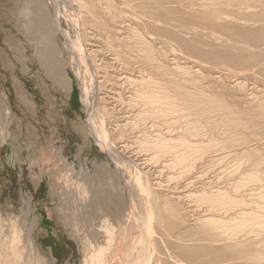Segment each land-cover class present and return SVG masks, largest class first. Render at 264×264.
Listing matches in <instances>:
<instances>
[{
    "label": "bare ground",
    "instance_id": "bare-ground-1",
    "mask_svg": "<svg viewBox=\"0 0 264 264\" xmlns=\"http://www.w3.org/2000/svg\"><path fill=\"white\" fill-rule=\"evenodd\" d=\"M34 1L36 8L40 7L39 0ZM67 1L78 8V11L75 10V16L70 15L74 16L75 32L73 37L68 35L71 37V44L66 50L69 52L73 69L83 81V99L88 109L93 108L94 119L96 117L95 124L90 121L89 132L91 136L97 138L113 159L121 161V163L115 161L118 163L117 168H112L107 161L98 163L99 168L97 167L110 178V187L107 186L109 190L112 189L111 185L117 184L118 188L115 191L104 189L107 188L105 186L108 183L105 178V185L99 178L100 183L104 185L101 187L99 182L95 185L91 180L92 175L90 179L83 176L82 172L88 171L86 167H82V172L78 171V173L76 171L73 173L72 167V173L77 175L72 178V173H69L71 178L64 180L67 187L62 183L67 188L65 192L69 191L65 194L64 189L62 190L65 195H68L63 196L69 197L71 201L69 203L66 199L69 205L72 203V206L78 205L82 208L80 217L73 218L72 214L70 216L66 213L64 219L67 225L73 227L72 230L81 242L84 250L83 263L138 264L141 261V264H199L198 262L202 260L203 264H264V182L258 193L249 191L247 188L251 182L264 180L262 171L255 164L252 169H246L237 181L230 183V187L223 188L218 185L211 189L203 186L198 191L185 187L170 191L171 195L165 196L164 191L161 190L164 188L165 181L163 184L161 181L154 182L155 177L149 178L138 164L139 167L134 163V167L126 168L125 157L117 150L116 144L107 138L110 131V129L107 131V126L116 128L112 136L115 140L119 138L120 141L125 139L127 141V135L134 133L132 142L139 149L152 152V158L147 161L157 159L163 154H170L172 156L170 167L183 165L185 173L192 171L199 158L206 159L207 164H214L226 157L239 156L240 154L231 151L219 152L223 150L219 149L223 147L219 146L222 144L219 137L211 138L206 143L204 139L197 137L202 133L203 116L201 114L206 115L209 126L218 125L222 131L231 132L236 128H245L251 118L260 120L264 117V104L251 113L245 114L239 112L225 99L224 95L207 94L199 89V85L188 87L185 84L187 77L184 76L186 72L192 70L185 65L191 63L192 67L197 68L195 72L193 71L194 73L208 75L202 71L209 69V61L205 59L221 57L225 55L227 48L207 51L198 43L197 39L205 34L199 27H186L185 32L191 36H184L173 28L164 27L162 23L154 19L171 24L176 19L180 21L181 18H184L185 23L186 19L191 17L199 25L210 26L212 31L209 36L212 38L215 32L230 35L232 40L221 42L229 46L231 53L239 55L237 58L245 66L255 68L261 74L260 76L264 77V0H197L198 6L195 8L193 3L186 2L182 5L181 3L185 0ZM59 2L60 0H51L53 5ZM44 5L40 7V11L45 6L48 7ZM138 7L150 9L145 14L148 19L143 25L141 16L135 11ZM61 12L63 11L59 13ZM66 12L67 9H65ZM37 13L33 14V17L37 15V19L42 22V25H39L42 26L41 31H44V35L41 36L49 39L50 32L54 31L53 34H55L58 31L59 34L61 28L59 15L52 17L50 14V17L47 9L40 15H38L40 12ZM30 14H32L31 11ZM239 20H243V23ZM39 25L36 27L39 28ZM28 29L30 30V26ZM53 34H50V38ZM165 37L174 40L176 47L192 56L187 57L185 53L181 54L182 52L173 54L179 60L169 63ZM43 39L41 37L38 40L43 41ZM51 44L53 46L55 41ZM48 45L50 46V43ZM37 47L38 45L34 48ZM45 50L43 52L40 50L43 53H40L42 57L46 56ZM50 51L53 53V50H49L48 47V52L51 53ZM70 51L73 53L71 54ZM49 56L47 59L46 57L41 59H45L43 64L47 66L48 73L54 79L53 82L64 91H71L72 79L66 73V68L61 64V67L58 66L57 63L60 57L55 64L47 62L50 59ZM53 56L55 57V54ZM200 56L203 59L199 58ZM181 59H184V66H181ZM64 63L66 66L65 61ZM81 66H85L87 71L83 72ZM217 77L211 75L209 81L216 83ZM171 87L176 88L178 93L172 92ZM94 101H96L95 106L92 107ZM150 121L153 122L152 127L164 125L166 129L177 128L178 131L173 135L151 136L148 132L152 129L148 125ZM144 125L148 128H144ZM99 129L102 132H99ZM243 136L244 142L250 139L248 133ZM233 139L237 138L230 137L227 144H231ZM215 147L218 149L213 150ZM60 152L61 150L58 151L59 157L66 163L62 166L69 165L67 158ZM207 153H209L208 156ZM125 161L132 165L126 159ZM95 165L97 166V163ZM66 166L65 168L71 167ZM64 170L66 172H63L67 175V170ZM96 171L99 172V170ZM126 172L128 178H126ZM97 174L93 177L96 178ZM61 197L62 193L59 199ZM187 198H194L198 206L207 205L206 212L201 214L194 209L195 207L192 208L193 210H183L180 204ZM62 201L65 200L62 199ZM112 205H115L113 210L110 209ZM64 207L66 209L68 205ZM27 208L29 209H26L25 213L29 214V202H27ZM78 221H81L82 225ZM140 222L145 231L152 224H157L161 228L160 240L172 249L169 257L154 255L149 251L150 245L148 241H145L147 239L145 233L134 230V226H139ZM5 224L7 226L4 225V220L0 216V264H30L32 258L37 262L35 264H55L54 259L50 260L39 254L33 231L38 224L37 218L33 220L29 228L26 223L22 224L18 219Z\"/></svg>",
    "mask_w": 264,
    "mask_h": 264
},
{
    "label": "rangeland",
    "instance_id": "rangeland-1",
    "mask_svg": "<svg viewBox=\"0 0 264 264\" xmlns=\"http://www.w3.org/2000/svg\"><path fill=\"white\" fill-rule=\"evenodd\" d=\"M33 1L34 0L31 2L30 0L29 2H27V0H0V216H2L5 226H7L5 223H9L10 221L13 222L18 219L22 224L26 223L28 228L33 223V220L37 218L38 224L33 231L40 256L49 258L50 260L54 259L55 264H84V250L81 242L72 230L73 227L67 225L64 219L66 213L70 216L72 214L71 217L73 218L80 217V211L82 208L78 205L72 206V203L70 204L71 206L69 205L71 202L69 197H64L68 196L65 194L69 193V191L65 192L67 186L66 183H64V180L70 179L71 175L72 178H75V175L77 174L73 173H75V171L76 173H78V171L82 172V167H86L89 172L87 170L83 171V176L85 175L90 179L92 175L91 180L94 181L95 185L99 182L98 184H100L101 187H103L106 184V181H108L105 186L107 187L110 184V178L102 171V169H98V163L107 161L112 168H117L118 163H121V161L113 159V157L109 155V153L98 142L97 138L95 139L89 132V126L91 125L90 121L95 124L96 117L94 119L93 108L92 110L88 109V105L83 99V81L73 69L70 62L69 52L66 50L67 46L71 44V37L69 36L71 35L73 37L75 32L73 22L75 13L78 11L77 6L69 1L66 2V0H60V2L57 3L58 5H53L51 0H39L41 8L44 4L48 6L46 7L44 5V12H46L47 9V11H49V16L50 14L52 17L56 15L60 16L61 28L59 34L58 31L57 33L55 32V34H58L56 36L53 34L54 31H49L50 34L52 33L53 35H51L50 38L49 34L48 39V37L41 36L44 35V31H41L42 26H40L42 25V22L37 19V15L33 17L37 13L36 11H38V13L40 12L39 14L37 13L38 15L44 13V8L40 11L41 8H36L34 5L35 1ZM32 2L33 4H31ZM186 2L193 3V8L198 6L197 0H185L181 4L183 5ZM25 3H28L35 8L33 9L32 6L28 7V4L25 5ZM24 7L25 10H23ZM72 7L74 8V11H72ZM55 8L58 9L59 12H63L59 13ZM65 9H67L66 13ZM68 9H70V11ZM149 10V8L141 7L135 9L138 15L141 16L140 20L142 25L146 22V19H148L145 14H147ZM30 11L32 14H30ZM65 14H67V16ZM72 14L74 15L73 17L70 16ZM183 19L184 18H181L180 21L176 19V21L171 22V24L162 22L159 19L154 20L158 23H162L161 25L164 27L173 28V30L178 31L184 36H191L185 32L186 27H199L200 31L205 34L197 40L207 51L212 52L214 49L222 50L227 48L225 55L218 58L205 59L209 61V69L208 71H202L208 75L194 73L197 68L192 67L191 63L185 65L192 70L191 72L185 73L184 77H187L185 84H187L188 87L199 85V89L204 90V92H207V94L210 95H224L225 99H227L241 113H251L255 108L263 105L264 77L260 76L261 74L255 68L245 66L243 62L237 58L239 55L231 53L229 46L227 47L221 42L232 40L231 36L225 33L215 32L214 39L209 36V33L212 31L210 26L199 25L193 21L191 17L187 18L185 23ZM239 22L243 23V20H239ZM26 23L30 24H28L30 30ZM37 24H40L39 28H37ZM39 32H42L43 34ZM28 35L31 38L28 37ZM54 35L58 40L54 39L55 37L53 38ZM41 37L42 39L44 37L45 40L43 39V41L47 44L43 41H39ZM32 38L34 40H30ZM46 38L47 41L51 40L47 42ZM165 40L169 63H174V61L177 62L179 60H177L173 54L182 52L181 54L185 53L187 57L192 56L186 51L176 47L177 44L174 40L166 37ZM36 41L38 42L36 43ZM48 43H50V46ZM51 43L54 45L51 46ZM37 45L38 47L34 48ZM44 46H46L47 49L44 48ZM40 47L44 49H39ZM48 47L49 50H53V53L50 51L52 54L48 52ZM36 49L39 50L37 51ZM40 50L42 52L45 50L44 54L46 56L42 57L41 55L43 53ZM174 50L178 52L175 53ZM46 51L48 53H46ZM40 53L42 54L40 55ZM70 53L72 54L73 52L70 51ZM54 54L55 57L53 56ZM229 54H231V58L229 57ZM61 55H64L65 57ZM47 56L50 57V62L46 60L48 63H58V66L61 64L62 67L66 68V73L70 75L72 79L71 91L69 90L66 92L58 84L53 82L54 79H52L51 75L48 73L47 66L43 64L45 59H47ZM41 58L45 59L42 60ZM58 58L60 62L58 61ZM199 58L203 59L201 56ZM55 61L58 62L56 63ZM64 61L66 62V66ZM182 61L184 62V59L180 60L181 66H184L185 62L182 63ZM81 68H83V72L87 71L85 66H81ZM217 71L220 72L218 73ZM222 73L223 76H221ZM209 75L220 76V78H215L216 83L215 81L210 82ZM225 81L226 83H224ZM171 91L178 93L176 88L171 87ZM231 98H234V100ZM95 102L96 101H94L92 107L95 106ZM201 116H203V127L201 128L202 133L197 137L204 139L205 143L211 138L219 137L222 142L219 146H223L219 147V149H223L219 152L231 151L235 152V154H240L239 156L233 155L231 157H226L223 158L222 161H218L214 164H207L206 159L199 158L196 160L192 171L190 170L188 173H185L183 165L170 167L172 160L170 154H163L157 159L147 161V159L152 158V152L141 150L132 142V140H134V133H129L127 135V141L126 139L125 141H120L119 138L115 140L112 136H114V129L116 128L107 126V131L110 129L108 133L109 137L107 138L110 142L115 143L118 147L117 150L121 152L127 161L132 163L130 166V164L124 159V165L127 166L126 168L134 167L135 163L141 167V170H144L147 173L149 178H156L157 176L156 179H153L154 182L161 181L163 184L165 181L164 188L162 187L164 190L161 189L162 192L164 191L163 194L165 196H170V191H175L180 188L184 189L185 187H188L190 190L196 189V191L203 188V186L204 188L211 189L218 185L223 188L230 187V183L237 181L239 177L242 176L243 172L246 169H252L254 164L262 171L261 173L264 176V117H261L260 120L251 118L245 128H236L231 130V132H224L218 125L209 126L206 115L201 114ZM152 124L153 122L150 121L148 125L151 126ZM144 128L148 127H145L144 125ZM166 128V126L160 125L158 127H152L151 131L148 129L146 130H148L151 136L166 134L173 135L178 131L177 128H173L172 130ZM141 129H143V127H141ZM99 132L102 131L100 130ZM247 133L250 135L248 137L250 139H246L244 142L243 135ZM230 137L237 139H233L236 141L227 144L230 141L228 140ZM107 138L106 141L108 143L109 141ZM126 144L128 147L125 148L124 145ZM256 145H258V147ZM216 149L218 148H213V150ZM59 150H61L60 154H63V156L67 158L71 167L69 165L67 166L70 168L66 165H63L64 167L62 166V164L66 163L65 161L63 162V158L59 157ZM206 155L208 156L209 153ZM96 163L97 166L95 165ZM65 166L68 169L65 168ZM64 169L67 170L68 174L73 173L71 175H66ZM96 170H99V172ZM93 172H95V174H93ZM96 174L98 176L94 178ZM104 174L107 175V177H105ZM126 174V178H128V173L126 172ZM158 177L160 179H158ZM99 178L104 185L100 183ZM104 178L107 180L104 181ZM96 179L98 181H96ZM263 182L264 180L251 182L248 184L247 188L249 191L251 190L254 193H258L262 189L261 184H263ZM59 183L61 185H59ZM62 183L65 184L66 187L63 186ZM111 186L112 189L110 188V190V186L104 189L115 191L118 188L117 184ZM61 193L62 197L59 199ZM62 199L65 200V205ZM66 199L70 202L68 203ZM27 202L30 203V210H28L29 214L25 213L26 209H29L27 208ZM103 203L105 204V202ZM67 205L68 208L65 209L64 206L67 207ZM180 205H182L180 207L185 211L195 207L194 209L198 210L201 214L206 212L205 210L207 207L205 204L198 206L196 201H194V198H187L184 202L182 201ZM114 206L112 205L110 209H115ZM62 209L65 210L63 211ZM78 222L82 225L81 221ZM134 227L135 231L140 230L142 233H145V237L147 238L145 241H148L150 245V252H153L154 255L169 257L172 249L160 240L161 228L157 224L148 226L147 231L143 230L141 222L139 226L135 225ZM33 259L34 258L30 259V264L37 263L35 262V259ZM140 262H138V264ZM108 263L110 264V262ZM198 263L203 264V261L201 260Z\"/></svg>",
    "mask_w": 264,
    "mask_h": 264
}]
</instances>
